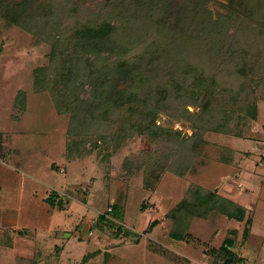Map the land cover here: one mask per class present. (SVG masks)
I'll return each instance as SVG.
<instances>
[{
  "label": "rangeland",
  "instance_id": "374dc122",
  "mask_svg": "<svg viewBox=\"0 0 264 264\" xmlns=\"http://www.w3.org/2000/svg\"><path fill=\"white\" fill-rule=\"evenodd\" d=\"M9 12L21 13L26 27ZM106 18L126 57L146 53L139 74L163 53L148 84L137 73L90 78L75 53L85 47L73 44L56 70L47 38L67 34L76 19ZM197 60L229 90V133H203L200 107L180 102L186 92L173 80L192 81ZM38 68L51 80L42 90ZM165 87L156 123L181 136L155 144L130 129L142 117L127 104L116 108L111 93L140 88L154 102ZM247 96L255 119L239 111ZM185 107L191 119L179 111ZM194 186L245 207L244 220L228 217L221 208L231 205L219 199L224 207L199 213L187 228L175 224L168 213ZM55 193L62 206L47 201ZM173 229L184 238L171 237ZM226 238L235 241L236 264H264V0H0V264H221Z\"/></svg>",
  "mask_w": 264,
  "mask_h": 264
},
{
  "label": "trees",
  "instance_id": "16d2710c",
  "mask_svg": "<svg viewBox=\"0 0 264 264\" xmlns=\"http://www.w3.org/2000/svg\"><path fill=\"white\" fill-rule=\"evenodd\" d=\"M25 3L26 2H21L22 8H25ZM6 18L14 21L16 24L22 27H26L25 22L23 21L24 18H22V14L19 12H9L6 14ZM112 18H106L95 23L86 21L81 25H79V19H76V21L73 22L71 28L69 27L68 30H66L67 34H65L64 32L52 33L47 39H49V41L53 45L51 59L53 65H55L56 67V70H59V66L57 63L59 62V57L61 58V61H66L64 58H68V56L70 55L69 53L66 54L67 49L71 46V44H73L74 47L75 45L77 46L76 50H79L78 47H85L81 51H75V53L79 55V59L77 60L80 65V72H83V70L86 71V73L90 72V78H94V76L97 75L100 76V74L105 72L108 74L110 71H114L117 76L123 75L124 77H129L130 75H134V73H137L138 76H134V79L138 77L141 79H146V84H148V79L154 76L156 74V71L158 70L157 67L159 65V59L161 58V56H163V51L160 52L162 54L159 59L151 58L148 74H146V72H143V74H139L137 69H135L136 63L139 60L142 61V57H144L146 53L144 52L133 57L125 56L126 53L123 52L124 46H119V42L116 40V27L113 24L114 19ZM217 21L218 20L212 21L211 24L212 26H214L215 29H213L216 34L218 33L219 28H221L220 24ZM28 29L31 30V28ZM63 40L67 47L66 49L63 48L64 52H59V45H61V42ZM80 41H87L86 46L83 45L82 42L81 45H78V42ZM153 46V44L149 45L151 50ZM72 56L73 54L71 53L70 57ZM177 56H175V60L179 61L180 59H178ZM169 58V60H173L172 57ZM182 64V67L189 66V64L192 65V63L186 61H182ZM195 68L197 69L192 70V72L194 73L192 81L188 79L189 77H187V75L180 76V78L177 80L174 78L173 80V85L175 86V88L178 89V87H180V91L183 90L186 92L183 97H187V99L183 100V97L179 96L180 102H188L189 99H191V103L200 107V111L197 112V118L199 119L200 124H197V126L199 129H202L203 133L208 131L229 133L225 130L228 124L227 122L229 121V116L231 117L235 113V108L225 106V104L227 103L226 101L229 98L226 95L229 90L222 87V84L217 77L218 74H208L207 71H203L205 66L198 60L196 61ZM46 70L47 69L45 68H38L36 70L37 80L35 82V85L37 86L38 90L49 87V84L51 83L50 77ZM240 72L242 73V75H244V70L240 69ZM188 80L190 81V83L187 82ZM241 87V91L245 90V87ZM136 89L137 90H132V92L128 90L127 92L119 90L120 92L117 91L116 93H111V97L112 99H114L113 102L111 101V103H114L117 106L116 108H119L120 110V107L122 105L127 104V109L131 114H133V117L135 115H139V117H142L137 121L131 120V122H129L130 129L139 131L143 135H148V137L155 144L158 143L159 139H161L162 137L165 138L166 136L168 138H180L181 131L162 128L156 123L157 114L159 112L157 106H159L160 108L163 106L162 102L166 101V90L168 89L165 87L163 90H160V95H158L154 99V102L151 101L152 93L150 95V93L148 92V94L144 96V91H141L140 88ZM169 92L170 91L168 90V93ZM121 94L122 97H120ZM230 96V99L232 101H235V96ZM245 99H247V101L246 103H243L241 104V106H239V111L243 115L255 119L257 117V104L255 102H251L248 96L245 97ZM106 110L107 109L103 110V115H105L106 113H110V111L106 112ZM179 111L185 114V117L191 119L190 112L186 107L185 109L182 108V110ZM148 113L151 116L149 118V121L147 120L148 122L146 123L144 119L146 118L145 114ZM217 116L222 120H218ZM235 136L241 137V134H235ZM189 165H191V163ZM151 169L152 167L150 168L148 166L147 174ZM147 174L145 176V181L149 186L151 183ZM157 179H159V175L157 176ZM219 199H222L225 203L230 204L231 209L226 211L221 208L224 207V205L220 206V204H218ZM47 201L52 206L63 205V200L58 198L57 193L50 195L47 198ZM144 208L145 206L142 207L143 210ZM219 208H221V210L225 214H227L228 217L236 218L241 221L244 220L246 215L245 207H242L229 199H225L222 196H219L215 191L206 190L205 188L203 189L200 186H194L193 188H190L189 197L183 199L180 203H178L168 213V216L175 221V224H179L183 228H187L194 216L198 215L201 212L207 215L210 211H216ZM116 210L117 206L116 204H114L111 208V212H115ZM247 223H251V219H248ZM154 224L155 222L152 225ZM248 230L249 229L247 227L244 231L245 235L248 234ZM170 236L178 239L184 238V235L181 231H176L174 229L171 231ZM234 242L235 241L233 238H226L220 246L219 251L223 253L224 257L221 264H236L241 260L238 254L233 250Z\"/></svg>",
  "mask_w": 264,
  "mask_h": 264
},
{
  "label": "built area",
  "instance_id": "2783aa9c",
  "mask_svg": "<svg viewBox=\"0 0 264 264\" xmlns=\"http://www.w3.org/2000/svg\"><path fill=\"white\" fill-rule=\"evenodd\" d=\"M110 210H111V208H110Z\"/></svg>",
  "mask_w": 264,
  "mask_h": 264
}]
</instances>
